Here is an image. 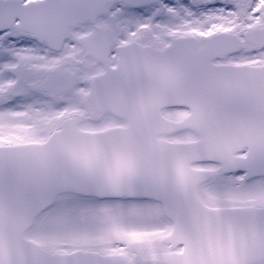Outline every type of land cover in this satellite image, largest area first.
Returning a JSON list of instances; mask_svg holds the SVG:
<instances>
[{
    "label": "snow or ice",
    "instance_id": "6c2138e0",
    "mask_svg": "<svg viewBox=\"0 0 264 264\" xmlns=\"http://www.w3.org/2000/svg\"><path fill=\"white\" fill-rule=\"evenodd\" d=\"M0 264H264V0H0Z\"/></svg>",
    "mask_w": 264,
    "mask_h": 264
}]
</instances>
